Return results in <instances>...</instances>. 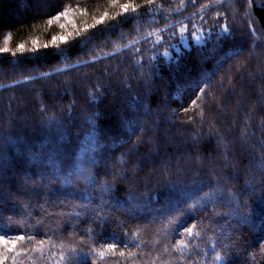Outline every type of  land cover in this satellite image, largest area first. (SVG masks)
<instances>
[{"label":"trees","instance_id":"obj_1","mask_svg":"<svg viewBox=\"0 0 264 264\" xmlns=\"http://www.w3.org/2000/svg\"><path fill=\"white\" fill-rule=\"evenodd\" d=\"M135 5L126 20L112 0H0V46L26 48L0 54V228L34 237L4 264H207L213 243L220 264H264V0ZM113 240L128 248L93 251Z\"/></svg>","mask_w":264,"mask_h":264},{"label":"snow or ice","instance_id":"obj_2","mask_svg":"<svg viewBox=\"0 0 264 264\" xmlns=\"http://www.w3.org/2000/svg\"><path fill=\"white\" fill-rule=\"evenodd\" d=\"M189 2H195V0H189ZM215 3L217 4H221L224 2V0H214ZM245 2L249 5V7H251L253 0H245ZM154 3V0H145V4L146 5H151ZM185 4V0H180V7H183V5ZM112 6L113 7H119L121 9V11L125 14V19H136L135 16H128L127 14L129 13V11L131 10L132 13H136L137 12V6L135 5V0H129V2L127 3H123L120 4L119 0H112ZM213 5L211 3L209 4H204L203 8H201V11H204L205 9L211 8ZM117 15H120V13H117ZM223 15L222 12H217V16H221ZM249 21L251 20V15L250 13L247 14ZM67 17L68 16V11L64 10L61 11L59 15H54L52 19H49L47 21L48 25H52L56 22H58L61 17ZM108 17V13L104 12L101 17L100 20H98L96 23L99 24L101 23L105 18ZM201 19H203V17H201ZM60 27H64V25H60ZM94 27V25H93ZM250 30L253 34H255L256 29L254 27H252V25H249ZM193 28L195 29L196 33H200L199 35L195 36V39L197 41H199L203 35L204 29L203 26H201V28H195V26L193 25ZM188 26L185 25L183 27H181L180 32L184 33V32H188ZM210 31V30H208ZM193 34L190 32V35ZM232 34V27L227 24L224 23L223 24V28H222V35L225 37H229ZM149 36H153L155 35L157 38V42H159V40L161 39L159 32H150L148 33ZM13 37L11 35V33L7 34L4 36L3 38V42H2V46H0V54L3 53H10L11 56L15 57L17 55V53H24L26 48H25V44L21 43L19 44L15 50L13 48H11L10 42L12 41ZM65 39V37L63 35L57 36L53 38V43L56 44L58 40H62ZM133 43H136L135 41H133ZM37 42L33 41V48L31 49L32 52H35L37 50L36 48ZM45 48L48 47V45H44ZM57 51H62L59 49V46L57 45ZM137 51H139L137 49ZM198 91L202 94V95H207L204 91V88L201 87L198 89ZM261 97L264 98V90H262L261 92ZM199 102V103H198ZM204 103V101H202L200 99V96H197L196 99L192 102L193 104V108L190 109H185V111H195L196 108L200 107V104ZM222 111V108L220 109ZM198 117H199V122L201 123V125H203V123H205V113L204 110L201 108L199 113H197ZM247 127V125H246ZM262 127H264V124H262ZM139 130V129H137ZM245 136L247 135L246 133L244 134ZM261 149L262 151H264V143L261 144ZM262 175H264V169H262L261 172ZM190 207H195V205H191ZM102 215V213H101ZM14 221L11 218H8L4 227H11L13 226ZM17 228H22V225L17 224L16 225ZM198 225L196 223H192L190 226L185 225L183 231L180 233L181 235V239L179 240L178 243H175L173 245V247L171 248V250L167 247V246H162V254L163 253H167L168 255H171L172 252H181L183 251V249H187L189 247L188 243L186 242V240L183 238L185 236L188 237V239H191L193 237V235H195L196 237L200 236V232L199 231H195V229H197ZM89 231H91V229H89ZM7 235V233L3 232V229L0 228V264H4L5 261H7L9 259V254L11 252H13L15 245L17 243V241H24L25 240V235L28 236V240L29 241H33L34 237L31 234H28L27 232H25V235H19L17 234L15 238H11V239H5V236ZM133 239H135V237H133ZM235 237H232L231 240H235ZM37 243H39L40 245H43L45 243L44 240H40ZM135 247L139 248L140 247V242L136 241ZM128 248V242L127 241H120V240H113L107 243V247H103L101 246L100 250H93L96 252V254L100 257V258H104L107 254H113V255H117V248ZM212 250H213V255L208 256L207 253H202L201 255L206 256L207 257V264H220V262L225 261L226 257L221 255L220 251H217V244L213 243L211 245ZM221 248H223L225 250V252L227 251L228 245L227 244H221L220 245ZM74 249H69V252H74ZM54 255V254H53ZM136 253H133L131 251H129V257L133 258L132 259V264H140L139 261H137L135 259L136 257ZM118 256L120 258H125V252L123 250H120L118 252ZM13 259V264H15V257H12ZM141 259H143V257H141ZM157 259H159V257H157ZM179 259H182L184 261H186V264H205L204 260H193L191 258V256H184L183 254H181V256L179 257ZM64 260V255L63 253L61 254L60 257V261L57 262V264H62V261ZM115 264H121L120 260L115 261ZM144 264H148L147 261H144ZM152 264H155V260L152 261ZM161 264H170L169 261H164L161 260Z\"/></svg>","mask_w":264,"mask_h":264}]
</instances>
